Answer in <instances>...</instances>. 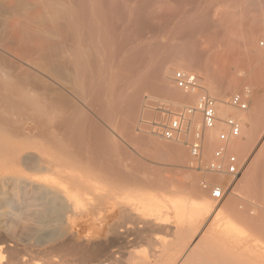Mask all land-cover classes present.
Returning <instances> with one entry per match:
<instances>
[{
    "label": "bare ground",
    "instance_id": "1",
    "mask_svg": "<svg viewBox=\"0 0 264 264\" xmlns=\"http://www.w3.org/2000/svg\"><path fill=\"white\" fill-rule=\"evenodd\" d=\"M237 31L242 32L241 35L243 32H250L255 37V34L264 35V0H0V264H28L27 253L40 245H45L51 252L78 255V264L114 263L118 250L115 247V252L111 250L109 235L115 236L114 241L119 240V244L123 240L130 245L136 238L131 243L130 240L134 238H129L133 234L137 237L135 233L140 232L144 225L150 231L157 224L168 223L171 218L183 225L187 218H198L212 211H217L220 217L216 216L218 220L214 223V233L219 230L224 234V245L228 249L222 258L217 256V261H211L214 264H219L220 259V264H240L241 261L245 264H264V249L252 253L248 247L250 242L256 243L254 239L259 238L257 234L262 230L260 222L264 206L259 202L264 203V141L255 146L253 159L238 179L243 188L239 189L244 195L248 194L250 200L242 202L236 199L233 202V198L231 202L228 200L231 205L226 202L227 206L220 204V207H216L211 197L206 196L209 194L202 192L198 182L192 181L193 178L181 184L176 180L182 186L179 187L181 190L177 189L176 181L173 185L174 182L167 183L168 180L162 178L159 181L151 179L147 181L150 186L162 188L168 185L165 188L174 187L172 192L178 193L175 197L174 194L170 195V202H166L168 199L165 196L171 197L165 195L166 189L163 188V199L159 196L158 200L157 195L155 199L146 197L139 188L140 184L134 185V181L143 180L135 174L138 167L125 163V158L130 156L128 147H124L127 145L111 139L108 126L109 133L102 125L107 122L113 124L118 118L129 125L132 119H136L140 94L144 89H152L156 93L171 91L170 73L174 65H181L185 67L183 69L195 67L201 76H220L217 78L221 80L220 85L226 81L223 82L226 86L218 87L219 91L217 87L212 90L218 92V96L225 97L240 83L237 81L240 77H235L236 67L239 66H234V72L229 68L232 60L227 63L229 66L226 65L229 59L220 61L221 64H213L215 60H211L214 66L224 68L221 74L216 75L214 69L215 72H211L208 61L220 52L223 53L220 55L225 53L224 57L231 58L233 45L227 51L224 48L228 44L221 41L229 43L227 38L230 40V36V44H234L245 38L239 36ZM210 32H216L214 35L219 38L217 42L225 45L222 51L218 48L205 55L203 51L207 53L208 50L205 47L216 48L215 41L212 42L213 46L211 43L209 47L207 45ZM218 32L219 35L236 33L241 39L234 37L235 34H223L227 38L222 40L221 36L220 41ZM232 37L237 41H233ZM243 41L248 45L253 43L250 38ZM204 44L207 46H202ZM238 44L235 46L238 47ZM196 48L202 52H196ZM263 52L258 56L255 54L258 58L253 59L260 64L257 70L262 74ZM238 56H235L236 60ZM205 57L206 63L203 64ZM205 77L207 79L208 76ZM176 95L184 96L182 92ZM260 99H251L257 107L255 112L248 108L245 113L239 114L238 119L250 121L253 126L251 129L245 127L246 130L241 124L242 133L247 139L240 136L230 140V151L242 155L246 149L254 146V123L262 113L264 102L261 103ZM218 103L223 105L220 113L225 115L227 109L224 104L227 102L221 103L219 100ZM164 104L171 111L182 105L179 100H165ZM161 122L152 123V134H159L157 125ZM220 124L206 133L210 147ZM131 142V145L134 143L146 150L151 149L158 157L173 158L179 164H183L187 157L181 145L183 141L180 144L179 141L175 142L177 145H162L153 138L142 137L126 144ZM119 179L132 180L134 188L140 190L133 188L131 191L130 188L131 192L125 194L122 189L125 188L122 186L124 181ZM222 180L223 176L217 175L208 183L216 185ZM140 182L147 184L145 180ZM191 196H194V200L196 196L198 201L190 200ZM14 201L23 203L22 208L16 207L21 208L16 217L24 216L23 221L19 217L14 220L15 214H9L13 212L8 209L14 207L16 210L15 206L20 205H12ZM84 205H88L85 212ZM32 207L36 209L31 213ZM78 211L83 213L80 214L83 220H69ZM8 214L13 220L6 219ZM19 219L22 221L20 227ZM178 228L181 230L183 227ZM178 232L181 234V231ZM210 235L206 234V238L211 239L208 238ZM202 238L201 241H207L205 236ZM195 245V248L199 247V243ZM242 246L248 247L249 252ZM45 251L48 252L46 248ZM54 259L49 258L45 264H59Z\"/></svg>",
    "mask_w": 264,
    "mask_h": 264
},
{
    "label": "rangeland",
    "instance_id": "2",
    "mask_svg": "<svg viewBox=\"0 0 264 264\" xmlns=\"http://www.w3.org/2000/svg\"><path fill=\"white\" fill-rule=\"evenodd\" d=\"M236 32V31H235ZM216 33V32H215ZM215 33H213V32H210V34H209V38H210V40H208V47H209V45H211L212 44V46L214 45V43H215V45H214V47H216V48H212L211 46L209 47V48H207V47H205V45L206 44H204V45H202V46H204L206 49H208L207 50V53H206V51H203L204 53H205V55L206 54H208L209 52H211V51H216L215 49H218V48H221V51L223 50L222 49V46L224 47V45L225 44H228V46L227 45H225V47L226 48H224L225 50L226 49H230L231 50V48L230 47H232V45H233V49L234 50H231L232 52L234 51H236L235 53L233 52H231L233 55L235 54V56H238V55H240V56H238V60H236L235 58V56H233L232 57V54H231V58H226V57H224L225 56V53H224V55H220V53L221 54H223L222 52H220V50L218 51L217 50V52H220V53H218V55H216L217 57H215L214 59H209V61H208V64H209V62L211 61V60H215V61H213L214 63L213 64H218L220 61H222L223 62V60L225 59H229V60H224L225 62H226V65H227V63L228 62H230L231 60H232V62H231V65L230 64H228L227 66H229L230 65V70L231 71H234L235 72V67L234 66H241L242 64H243V62H244V65H242V67H236L237 68V72H235V77H236V79H238L239 77H240V81L239 80H237L238 82H240L239 83V85H237V87H234L233 89H231L230 90V92H228L227 93V95L225 96V97H220V96H218L217 95V93H215L212 89H214L215 90V87H217V89L216 90H218L219 91V89H218V87H220V89H221V86H222V88H224V85H225V83H223V82H226V81H223L222 82V85H220V82L219 81H221L220 79H217V78H219L220 76H214L213 77V75L212 74H210V77H209V75H205V76H208L207 77V79H205L206 77L203 75V76H201L200 75V72L197 70V68H195V67H193V68H190V69H183V68H185V67H182L181 65H174V67H173V71L170 73L171 75V77H170V81H171V91H166V92H158L157 91V93H156V91L154 92V90H152V89H144L142 92H141V94H140V109L138 110V112H137V114H136V119H132L129 123V125L128 124H126L127 122H125V124L126 125H128L129 126V128H128V126L126 127L125 126V124H123L122 123V121H121V119L119 120V118L118 119H116L115 121H114V123L113 124H110V123H103L102 125H103V127L105 128V130L107 131L108 129V131L110 132H108L107 131V133H109L110 134V138L111 139H113L114 141H118L119 142V140H120V142L119 143H121V144H124V145H127V146H124L125 148L126 147H128V152H129V157H127V158H125V163H127V164H133V165H136V167H138V169L136 170V172H135V174L137 175V177H140V178H142L143 180H140V181H149L150 182V180L151 181H153V179H156L157 181H159V179H164V180H168V182L167 183H169V181L170 182H174V184L173 185H175L176 183H175V181L176 180H178V181H180V184H181V182H183V181H185V180H187V179H192V181H194V182H198V184H199V186H200V188L202 189V192L204 191V194L207 192V194H209V195H206V196H210L211 197V199H212V202H213V204H215L214 206H216V207H220L221 205H226L227 206V204L228 205H231V203L229 204L228 202L230 201L231 202V199H233V202H234V200L236 201V199H240V200H242V202H246V200L247 199H249L250 198V196L247 194V195H244L243 194V191H241L243 188L240 186V181H238V179L236 180V182L234 181L232 184H230V190L227 192V196L225 197V199H223V200H216V199H214V198H212V196H211V192H209L208 190H206L205 188H203V185H202V181L203 180H206V181H209V179H212V177L213 176H217V175H214V174H205L204 172H199L198 170H195V169H193L192 167H191V162H192V157H191V154H190V151H189V149L186 147V145L182 142V148L185 150V154H186V160H184V162H183V164H184V166H183V164H179V162H177L176 160H174L173 158H161V157H158V156H156V155H154L153 153H152V151H150L151 149H149V148H147V150L146 149H144V148H141L140 146V148L137 146V145H135L134 143H133V145H131L132 144V142L131 143H129V144H126V143H128V142H130V141H133V139H138V138H142V137H150V138H153V139H155L156 141H158V143L159 144H162V145H172V144H174L175 142L176 143H178V141H167V140H165V139H163V138H161V136L158 134V135H154V134H152L150 131H152V129H150V128H152V125L153 124H155L156 122H158V121H160L161 122V120H162V117H164L165 115H163L162 114V110L160 109V108H162L163 107V105H165L164 104V102H165V100H179L180 101V103L182 104V105H179V107H177V109L176 110H179V108L181 109V108H183V107H185V106H188V105H192L193 103L195 104L196 102H197V96L198 95H196L195 93L194 94H192V93H188V92H186L185 90H181L180 88H178L175 84H174V82H173V80H172V78H173V75H174V73H175V71H177V70H185V71H191V72H194L195 74H197L198 75V77H199V79H200V81H201V83L208 89V91L210 92V90H211V94L215 97V98H217V100H218V102H219V100H220V102L221 103H226V104H224L225 106H226V114L225 115H222L221 113H220V111L222 110V104H220V103H217V108H218V113L220 114L219 116H220V118L222 119V118H224L223 120H225V119H227L228 117H230V116H232V117H234V118H236V119H238L240 116H239V114H241V113H245L246 112V110L245 111H243L242 112V110H240V109H237V108H234V107H231L230 105H229V99H230V97L233 95V94H236V93H240V94H242L243 95V97H244V99H246V100H248V103L251 101V103H249V109L251 108V110H253V112H255L256 110H257V107H256V105H255V99L258 97V99H260V101H261V103H262V101H264V73L262 74L261 73V71H258L257 70V68L259 67V65L260 64H258V62H256L257 60H253V59H256V57L258 56V55H260V54H262V51H264L263 50V48H262V45H261V43L262 42H264V35L263 34H255L256 35V37L255 36H252V35H254V34H252V33H250V32H248V33H246V32H243V34L241 35L240 33H242V32H240V31H237V33H239L240 35L239 36H242V38L243 37H245V38H243L242 40H248L249 38H250V40L254 43H252V44H247L246 43V41L244 42H241L242 40H236L235 38H233V41H237V43H234L233 44V42L230 44V41L232 40L231 39V37L229 36V35H231L230 33L231 32H228L229 33V35L227 34V33H222L221 35H219L220 34V32H218V34H217V36L218 37H220V41H221V36H223L222 37V40H223V38L224 37H226L227 38V36H229V38H230V40L227 38V41H229V43L228 42H226V40L225 41H221V42H224L225 44L224 45H222L223 43H221V42H217V41H219L215 36L216 35H214ZM233 33V32H232ZM179 34H181V33H179ZM186 34V33H185ZM226 35L227 34V36H224V35ZM235 34V35H234ZM234 34H232V35H234V37L236 36V37H238L239 39H241V37H239L238 36V34H236V33H234ZM147 35V34H146ZM149 35V34H148ZM176 35H178V33L176 34ZM184 35V34H183ZM231 35V36H232ZM261 35H263V36H261ZM247 36H249L248 37V39H247ZM252 36V37H251ZM225 38V39H226ZM237 38V39H238ZM255 39V40H254ZM211 41V42H210ZM215 41V42H214ZM212 42H214V43H212ZM238 42L241 44H238ZM211 43V44H210ZM220 43V44H219ZM242 43L244 44V46L242 45ZM257 43V44H256ZM217 44H219V45H221V46H216ZM235 44H238V47L237 46H235ZM257 46H256V45ZM206 45V46H207ZM230 45V46H229ZM245 45H246V47H245ZM253 45L254 46H256V48H258V49H256L255 47H253ZM202 46H200V48L202 47ZM235 46V47H234ZM248 46V47H247ZM252 46V47H251ZM204 47H202L201 49L202 50H205L204 49ZM241 47V48H240ZM200 48H196L195 50H196V52H197V50H198V53H201L202 52V50L200 49ZM211 48V49H210ZM235 48H236V50H235ZM252 48V49H251ZM254 48L256 49V50H254ZM173 49V48H172ZM229 49L227 50V51H229ZM238 49V50H237ZM260 49V52L258 51L257 52V50H259ZM174 50V49H173ZM262 50V51H261ZM118 51V50H117ZM116 51V52H117ZM175 51V50H174ZM201 51V52H200ZM226 51V52H227ZM247 51V52H246ZM118 52H120V51H118ZM225 52V51H224ZM239 52H241V53H239ZM246 52V53H245ZM239 53V54H238ZM250 53V54H249ZM264 53V52H263ZM119 54V53H118ZM117 54V55H118ZM171 54L173 55V53H172V51H171ZM215 54H217V53H215ZM237 54V55H236ZM245 54V55H244ZM257 56H256V55ZM230 54H226V56H229ZM242 55V56H241ZM252 56V57H251ZM174 57V56H173ZM244 57V58H243ZM249 57H251V58H249ZM254 57V58H253ZM118 58V57H117ZM223 58V59H222ZM258 58V57H257ZM243 59H245V60H243V62H242V60ZM205 60H206V57H205V59H204V61L202 62L203 64H204V62H205ZM216 60H218V62L216 61ZM247 60H248V62H247ZM252 60V61H251ZM239 61H241V62H239ZM254 61V62H253ZM224 62V63H225ZM246 62V63H245ZM250 62H251V64H250ZM206 63V62H205ZM223 63V64H224ZM234 63V64H233ZM237 65H236V64ZM256 63L258 64L257 65V67H256V69L255 70H253V68H255L254 66H256ZM210 64H211V67H212V69H211V72L212 71H216V75H218V73H220L221 74V72H222V70L224 69H222L221 67L222 66H217V65H213L212 64V62H210ZM220 64H221V62H220ZM222 64V65H223ZM240 64V65H239ZM255 64V65H254ZM213 65V66H212ZM233 65V66H232ZM253 65V66H252ZM210 66V65H209ZM223 66H225V65H223ZM227 66H225V67H227ZM244 66H245V70H243L244 69ZM248 66H250L251 68H249ZM214 69V70H213ZM218 71H217V70ZM235 69V70H234ZM238 69H239V72H238ZM249 69V71H247V70ZM214 71V72H215ZM264 71V70H263ZM214 72H212V73H214ZM242 72V73H241ZM243 72H245V73H243ZM238 73V74H237ZM240 73V74H239ZM251 73V74H250ZM248 74H250V75H248ZM257 74V75H256ZM262 74V75H261ZM237 75V76H236ZM241 75V76H240ZM245 75H246V77H245ZM253 75H255L254 77H253ZM216 77V78H215ZM249 77H251V78H249ZM204 78V79H203ZM222 79V78H221ZM219 82V83H218ZM211 84V85H210ZM217 84H218V86H217ZM207 86H210V88L209 87H207ZM212 86V87H211ZM226 86V85H225ZM180 93V92H182V94L184 95L183 97H178L177 95H176V93ZM215 94H214V93ZM256 95V96H255ZM256 97V98H255ZM260 97V98H259ZM195 98V99H194ZM219 98V99H218ZM255 98V99H254ZM251 99H253L254 101H252ZM221 100H225L224 102H222ZM163 102V103H162ZM163 104V105H161V104ZM251 104V105H250ZM263 104V109H262V113H260L258 116H257V118L255 119V122L256 123H254V125H255V127H256V138H254V146H251L250 148H248V149H246L245 151H244V153H242V155H239L238 153H236V152H234V151H231L232 153H234L237 157H238V159L240 160V162L243 164V169L244 168H246L247 169V165L248 164H250V162H251V160L253 159V157H254V155H255V146L256 145H258V143L259 142H261L262 143V141H264V102L262 103ZM159 106H161V107H159ZM165 107V106H164ZM175 110V111H176ZM238 112H240V113H238ZM237 113H238V115H237ZM139 114V115H138ZM138 116V117H137ZM236 116V117H235ZM238 116V117H237ZM165 119V118H164ZM135 120V121H134ZM196 119H194V121H195ZM199 120V119H198ZM240 122L242 121L241 119H238ZM134 121V122H133ZM200 121V120H199ZM243 122V123H242ZM241 122V124H243V127L245 128H249V129H251V126H253L252 124H251V122L250 121H242ZM132 123H134V124H132ZM153 123V124H152ZM131 124H132V126H131ZM108 126V129H107V126ZM148 125H149V127H148ZM149 128V129H148ZM245 128V129H246ZM225 129V125L223 124V123H221L220 124V127H219V129H217L216 131H215V138H214V143H215V145H214V143L213 144H211V145H213V146H209V144H207V141H206V144H205V151H204V163L205 162H209L212 158H213V153H214V150L216 149V147L218 146V136H219V134L223 131ZM246 130H248V129H246ZM208 134H210V133H208ZM192 135H193V131H190V133L187 135V137L188 138H192ZM241 138L242 139H244V140H246L247 139V136L245 135V134H243L242 133V128H241ZM207 137H209V136H207ZM206 137V138H207ZM117 139V140H116ZM207 140V139H206ZM124 141V142H123ZM181 141H183V140H181ZM181 141H179V144L181 143ZM134 142H136V141H134ZM175 143V144H176ZM177 145V144H176ZM132 146V147H131ZM138 148H137V147ZM206 146H208L209 148H206ZM130 147V148H129ZM133 147H135V148H133ZM127 149V148H126ZM130 149H132V150H130ZM141 149V150H140ZM209 149V150H208ZM143 150V151H142ZM150 151V152H149ZM180 165V166H179ZM186 165V166H185ZM245 165H246V167H245ZM246 169H244V171L243 172H245V170ZM135 175V176H136ZM190 177V178H189ZM136 179H139V178H136ZM172 179H174V180H172ZM120 180V179H119ZM182 180V181H181ZM196 180V181H195ZM120 181H124L123 179L122 180H120ZM135 182L134 181V183H133V181L132 180H125L124 182H123V184L124 185H122V186H124L125 188H123L122 187V189H123V192H125V194H129L131 191H132V189L135 187L134 185H136V183L139 185V188H141V191H142V193L146 196V197H154V199H155V195H157V198H159V196H160V198H164L163 196H165V195H171V194H174V191L172 192V190L174 189V187H169L170 189H171V191H169L170 189L169 188H165L166 186H168V185H166L165 187H164V185L162 186V188L163 189H166V194L164 195V193H165V190H163L162 188H159V187H157V186H152V184H151V186H150V183L149 182H147V184L144 182V184H146V185H144L143 184V182L141 183V182ZM155 181V180H154ZM177 182V181H176ZM196 182V183H197ZM122 183V182H121ZM127 183H129L130 185L128 186V184ZM179 182H177V186H175V188L177 187V189H179V190H181V188H179V187H182V186H179V184H178ZM223 183H226L227 185L229 184V180H227V178H225V177H223V180H222V183H219V184H223ZM237 183V184H236ZM126 184V185H125ZM132 184H134V185H132ZM183 184V183H182ZM209 184V183H208ZM235 184H236V186H235ZM137 185V186H138ZM202 185V186H201ZM233 185V186H232ZM141 186V187H140ZM211 186V185H210ZM128 187V188H127ZM149 187V188H148ZM151 187V188H150ZM161 187V186H160ZM237 187V189L236 190H238V191H240V193L238 194V191H236L235 190V188ZM130 188H131V191H130ZM138 187H137V189H138V191L140 190ZM148 188V189H147ZM173 188V189H172ZM234 188V189H233ZM241 190H240V189ZM135 189V188H134ZM137 189H135V190H137ZM156 190V192H155V190ZM158 189V190H157ZM161 189V190H160ZM176 189V190H177ZM205 189V190H204ZM175 190V189H174ZM163 191V192H162ZM127 192V193H126ZM134 192V191H133ZM151 192V193H150ZM159 192H160V194H159ZM135 193V192H134ZM153 193V194H152ZM157 193V194H156ZM176 193H178V191L177 192H175V194H174V197H175V195H176ZM235 193V194H234ZM132 194V193H131ZM235 195V197H233V196ZM131 196V195H130ZM132 196H134V194L132 195ZM162 196V197H161ZM237 196H239V197H237ZM166 197V199H168V200H166V202L168 201V202H170L169 200L170 199H172V196H170L171 198H169V197H167V196H165ZM232 197V198H231ZM160 198L158 199V200H160ZM194 198V196L192 197L191 196V199L190 200H192ZM246 198V199H245ZM157 200V199H156ZM195 200H196V202L198 201L197 200V197L195 196ZM194 199H193V201H195ZM229 200V201H228ZM245 200V201H244ZM250 200V199H249ZM192 201V202H193ZM251 201H254V200H251ZM262 201H264V200H262ZM227 202V204H225ZM242 202H239V205H242ZM254 202H256V201H254ZM14 203H18V204H20L19 206L18 205H14ZM221 204V205H220ZM259 204L260 205H262V206H264V203H261V202H259ZM12 205H14L15 206V208L16 207H21L22 205H23V203L21 204V202L20 201H14L13 202V204ZM88 206V205H87ZM87 206L85 207V205L83 206V208L85 207V209H83L84 210V212L86 211V209H87ZM23 207V206H22ZM21 207V208H22ZM239 207H241V206H239ZM21 208L19 209H17L16 208V210L14 209V207H12V208H10V209H8V211H11V212H13V213H10L9 212V214L11 215H13V214H15V215H13V219L15 220H18V217H16L19 213H20V211H21ZM32 209V211H31V213L33 212V209H34V207H32L31 208ZM36 209V208H35ZM34 209V210H35ZM83 210L81 211V212H83ZM143 210H141L140 212H142ZM81 212H79L78 211V213H76V215L74 214V215H72L71 217H70V219L69 220H83V218H82V215L80 216V214H83V213H81ZM144 213V212H143ZM213 213H215V214H213ZM218 212L216 211H212V213L210 212V213H208V214H204V215H202V216H204L203 218H202V216H200V217H198V218H193V219H188L187 218V221L185 222V223H183V225L181 224V225H179L178 223H177V221L174 219V218H171L169 221H168V223H165L164 225H167V226H164V225H161V223L160 224H157V225H161L160 227L159 226H154L153 227V230H148L147 231V229H145V225L141 228V230H140V232H136L135 233V236H137V237H134V234L129 238V239H132V238H134V239H132V240H130V243L133 241V240H135V238H136V240L135 241H133L130 245H129V243H127L126 241H123L122 240V242H120V243H122V244H119L118 242H119V240L117 241H114L116 238H115V236L113 237V236H111V235H109L108 236V242H110V243H112V247H111V250H114V252H115V248L118 250V251H116V254H115V256L117 257L116 258V262H112V263H110V264H214L213 262L214 261H217V259H215V258H217V256H219V257H221L224 253H225V251L228 249V248H225L226 246V241H225V236H224V234L222 235V232L220 233V231L219 230H216V232L214 233V228H215V220L217 219V217L219 216V214H217ZM8 214V216H6V219L7 220H11L12 219V217L10 218V215ZM79 214V215H78ZM215 215V216H214ZM218 215V216H217ZM75 216H78V217H75ZM214 216V217H213ZM217 216V217H216ZM15 217V218H14ZM20 218V217H19ZM22 218V217H21ZM20 218V219H21ZM23 218H24V216H23ZM23 218L21 219L22 221H23ZM82 218V219H81ZM213 218V219H212ZM218 218H220V217H218ZM6 219H4V220H6ZM12 219V220H13ZM19 219V220H20ZM202 219V220H201ZM19 221V222H21V223H19L18 222V226L20 227L21 225H22V221ZM27 220V219H26ZM53 220V219H52ZM188 220H190L189 222H188ZM194 220V221H193ZM214 220V221H213ZM218 220V219H217ZM239 220V219H238ZM172 222H173V224H172ZM193 222V223H192ZM171 225H170V224ZM21 224V225H20ZM163 224V223H162ZM214 225V227H213V225ZM260 224H261V227H262V230H261V233L259 232V234H257L258 235V237L259 238H257V239H259V242H257V239H254V240H256V243L255 242H250L248 245V247H249V249L251 250L250 252H252V253H257V251H259V250H263L264 248H262L263 246H264V215H263V217L261 218V222H260ZM177 226V227H174V226ZM187 225V226H186ZM242 225V224H241ZM243 225H245L244 227H247V225L246 224H243ZM165 228V230H164V228ZM173 226V227H172ZM183 227L181 230L178 228V227ZM206 226V227H205ZM208 226H210V228H213V230L211 231V229L210 228H207ZM212 226V227H211ZM166 227H167V229H166ZM170 229H169V228ZM242 227V226H241ZM79 228V227H78ZM148 228V227H147ZM159 228H161V229H159ZM174 228H178L177 229V231H175V230H173ZM187 228V229H186ZM148 229H150V228H148ZM157 229V230H156ZM163 229V230H162ZM169 229V230H168ZM172 229V230H171ZM185 230L186 229V231H188V232H186V231H183L182 232V230ZM143 230V231H142ZM168 230V231H167ZM178 230L179 231H181V234H180V232H178ZM199 230V231H198ZM18 231V230H17ZM142 231V232H141ZM161 231H163V232H161ZM175 231V232H174ZM202 231L204 232L203 234H202ZM207 231H208V233H207ZM219 231V233L217 234V232ZM170 232V233H169ZM193 232V233H192ZM210 232L214 235H210ZM143 233V234H142ZM145 233H147V234H145ZM169 233V234H168ZM183 233V234H182ZM194 233H196V234H194ZM168 234V235H167ZM174 234V235H173ZM179 234V235H178ZM188 234H190V235H188ZM201 234V235H200ZM205 234V235H204ZM206 234H209L210 235V237L208 236V238H211V239H207L206 238ZM140 235V236H139ZM143 235V236H142ZM195 235V236H194ZM112 238H111V237ZM171 236V237H170ZM195 238H194V237ZM200 236H202V237H204L205 236V240H207V241H201L202 239H204V238H199ZM150 237V238H149ZM212 237H214V238H212ZM140 238V239H139ZM181 238V239H180ZM184 238H185V240H184ZM196 238H197V240H196ZM256 238V237H255ZM112 239H113V242H112ZM148 239H150V240H148ZM191 239H193V240H191ZM200 240V242H201V246H203V248L200 246V242H199V240ZM217 241H216V240ZM80 239H78V241H79ZM110 240V241H109ZM177 240H178V242H177ZM182 240V242L180 243V241ZM214 240V241H213ZM253 240V241H254ZM120 241H121V239H120ZM164 241V242H163ZM196 241H197V243H196ZM162 242V243H161ZM192 242V243H191ZM224 242H225V245H224ZM115 243V245L113 246V244ZM165 243V245L164 246H162V244H164ZM179 243V244H178ZM183 243V244H182ZM187 243V244H186ZM198 244L199 243V247H196L195 248V244ZM255 243V244H254ZM258 243V245H256ZM182 244V245H181ZM251 244V245H250ZM252 244H253V246H252ZM262 244H263V246H262ZM127 245H128V247H127ZM188 245V246H187ZM237 246H240V243L238 244H236ZM163 248H162V247ZM198 246V245H197ZM251 246V247H250ZM256 246H258V247H256ZM115 247V248H114ZM192 247H194V248H192ZM241 247V246H240ZM239 247V248H240ZM243 247V246H242ZM245 247L246 246H244L243 247V249H245ZM248 247H246V251L247 252H249L247 249H248ZM45 248H46V250L48 251L47 253H46V251H45ZM114 248V249H113ZM239 248H238V250H239ZM256 248V249H255ZM258 248V249H257ZM40 249V250H39ZM193 249H195V250H198V251H193ZM236 249H237V247H236ZM242 248H240V250H241ZM242 249V250H243ZM222 250V251H221ZM238 250H236V252L238 251ZM241 250V251H242ZM254 250V251H253ZM38 251V253H36ZM42 251V252H41ZM44 252V253H43ZM229 252H231V250L229 251ZM42 255H41V254ZM184 253V254H183ZM231 253H234V251L233 252H231ZM50 254V255H49ZM65 254V255H64ZM120 254V255H119ZM27 258L29 259V263L28 264H33L34 263V261L33 260H35V262L36 263H34V264H41V262L43 261V263L42 264H45V262L49 259V258H55L54 260H56L59 264H78L79 263V260H80V257L78 256V255H75V254H68V253H64V252H51V250H49L47 247H45V245H40V246H38L37 248H34L33 250H30L28 253H27ZM45 256V257H44ZM119 256V257H118ZM56 257H58V258H56ZM79 257V258H78ZM147 258V259H145V258ZM218 257V258H219ZM41 258H44V259H41ZM61 258V259H60ZM78 260H77V259ZM141 258V259H140ZM143 258V259H142ZM150 258V259H149ZM182 258V259H181ZM222 258V257H221ZM4 259H5V257H4ZM38 259V260H37ZM137 259L139 260V261H137ZM41 260V261H40ZM65 260V261H64ZM120 262H119V261ZM211 260H213V262L211 261ZM145 261V262H144ZM148 262V263H147ZM211 262V263H210ZM220 263H222L221 262V259H220ZM219 263V264H220ZM240 264H245L243 261H241L240 262Z\"/></svg>",
    "mask_w": 264,
    "mask_h": 264
},
{
    "label": "built area",
    "instance_id": "3",
    "mask_svg": "<svg viewBox=\"0 0 264 264\" xmlns=\"http://www.w3.org/2000/svg\"><path fill=\"white\" fill-rule=\"evenodd\" d=\"M261 45L264 47V42ZM172 80L178 88L198 94L197 102L176 111H171L167 105L160 108L165 115V120L158 123L157 131L161 138L167 141L183 140L190 151L193 169L205 174L220 175L229 180L228 185L223 183L211 186L208 181H202L203 188L211 192L212 198L223 200L230 190V184L236 181L243 172V164L228 148L230 140L240 137L241 123L232 116L225 120L219 117L217 98L208 91L194 72L177 70ZM229 105L242 111L249 107L248 101L240 93L230 97ZM195 118H197V123L194 122ZM219 123H223L225 129L218 136L219 144L214 150L213 158L204 163L206 133L209 129L216 128ZM190 131H193L192 138L187 137Z\"/></svg>",
    "mask_w": 264,
    "mask_h": 264
}]
</instances>
